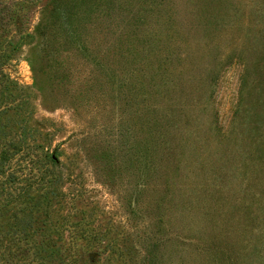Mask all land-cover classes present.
I'll use <instances>...</instances> for the list:
<instances>
[{
	"label": "rangeland",
	"instance_id": "obj_1",
	"mask_svg": "<svg viewBox=\"0 0 264 264\" xmlns=\"http://www.w3.org/2000/svg\"><path fill=\"white\" fill-rule=\"evenodd\" d=\"M178 1L175 22L184 27L169 32L183 50L197 48L190 73L217 80L208 92L220 127L211 129L207 148L224 151L242 136L235 118L241 100L252 104L264 88L263 0H195L200 17L190 14L191 0ZM71 6L73 0H0V264H150L140 209H154L156 229L167 224L180 234L161 241L160 264H248L239 254L246 230L235 242L206 231L210 222L258 224L247 213L251 196L239 193V172L227 191L209 194L218 211L189 191L210 174L194 171L201 157L184 171L174 199L151 209L134 203L135 162L111 147L118 121L96 87L98 68L66 35L64 7ZM260 155L254 150L251 158ZM212 242L222 243L219 250L211 251Z\"/></svg>",
	"mask_w": 264,
	"mask_h": 264
},
{
	"label": "trees",
	"instance_id": "obj_2",
	"mask_svg": "<svg viewBox=\"0 0 264 264\" xmlns=\"http://www.w3.org/2000/svg\"><path fill=\"white\" fill-rule=\"evenodd\" d=\"M261 1L256 0V5L260 6ZM178 3V0H73L72 9L64 7L66 35L75 51H80L87 63L98 68L96 87L105 104L111 101L113 119L118 121L117 142L111 147L135 162L132 194L134 199L137 195L139 198L134 203L140 205L145 201L151 209V203L174 199L184 171L190 170L191 163L201 157L194 171L210 174L189 191L201 200L203 208L213 206L218 211V204H212L209 194L227 191L230 188L227 182L233 181L232 173L239 172V193L251 196L246 209L249 216L255 215L258 224L232 222L227 227L210 222L206 231L220 239L229 233L235 242L246 230L248 238L239 250L240 257L248 264L259 257L264 264V88L254 92L252 104L243 98L238 105L235 118L243 126L239 140L234 135L230 139L232 144L224 151L208 150L210 141H214L210 138L211 129L220 127L218 117L210 109L214 91L208 92L217 80L190 73L189 59L196 55L197 48L188 44L187 50H183L182 45L172 41L169 30L179 33V26H183L175 22ZM261 4L264 7V0ZM189 6L190 14L200 17L197 1L191 0ZM263 7L259 10L264 19ZM176 59L179 60L174 62ZM92 82L88 86L94 91ZM203 122L206 123L201 127ZM222 135L216 132L217 138L226 140L228 135ZM248 138L250 145H246ZM254 150L260 151L259 160L251 158ZM229 155L232 165H227ZM152 190L154 197L148 201L147 194ZM153 210L148 215L141 209L138 213L146 227L144 240L150 264H160L161 241L180 234L171 232L167 224L156 229ZM161 218L164 222V216ZM221 244L212 242L211 251L219 250Z\"/></svg>",
	"mask_w": 264,
	"mask_h": 264
}]
</instances>
